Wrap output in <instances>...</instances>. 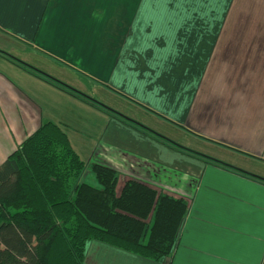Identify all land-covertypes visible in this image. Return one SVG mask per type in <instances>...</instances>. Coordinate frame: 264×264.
I'll use <instances>...</instances> for the list:
<instances>
[{"label":"crops","instance_id":"obj_1","mask_svg":"<svg viewBox=\"0 0 264 264\" xmlns=\"http://www.w3.org/2000/svg\"><path fill=\"white\" fill-rule=\"evenodd\" d=\"M3 42L40 59L0 51V164L51 121L117 193L135 179L187 201L167 256L88 240L83 264H264V176L187 144L264 164V0H0Z\"/></svg>","mask_w":264,"mask_h":264},{"label":"trees","instance_id":"obj_2","mask_svg":"<svg viewBox=\"0 0 264 264\" xmlns=\"http://www.w3.org/2000/svg\"><path fill=\"white\" fill-rule=\"evenodd\" d=\"M84 161L54 122L40 127L0 164V264H83L96 240L159 260L175 243L187 201L127 179L100 162L97 185L80 180Z\"/></svg>","mask_w":264,"mask_h":264},{"label":"rangeland","instance_id":"obj_3","mask_svg":"<svg viewBox=\"0 0 264 264\" xmlns=\"http://www.w3.org/2000/svg\"><path fill=\"white\" fill-rule=\"evenodd\" d=\"M12 46V47H10ZM0 51L2 50V53H6L8 54V56H10L11 58H15V59H40L38 57H36L34 55L33 52L30 51H26L23 47H20V45H18V43L16 42H3L0 43ZM2 53H0V59H8L6 57L8 56H4ZM64 76V75H63ZM62 82H68L69 84H74L73 82H71V79H66L65 77L61 79ZM85 84H87V82H83ZM89 85V84H88ZM87 85L86 89L84 90L85 92H87L91 98H93L94 100L98 101L100 104H104V106H107L108 108H110L109 106H112L114 108H118V109H125L127 110V105H125V103H122V101L118 98H115L108 90H104L101 88H97V85H95L94 87H89ZM84 93V94H87ZM190 144L189 146L194 148H198L201 151H205V149H208L209 154H213V156H219L222 162H226L227 164L234 166V167H238V168H244L246 170H250L252 172H255L257 174H260L261 176H264V164L254 160V159H249V158H243L240 157L239 155H227L224 154L220 151H217L218 149H209V147L207 148L204 145H199V143H187ZM85 146V145H84ZM206 152V151H205ZM82 158L85 159V161H87V158L85 156V153H81L80 154ZM90 164L91 162H86L85 163V169L83 171V175L80 177V180L83 182H87L89 184H95L98 186V183L96 182V180L93 178V175L91 173L90 170ZM166 174V182L168 185L173 186L175 189L178 188L179 184H183V185H190L192 183V179H189L188 177H179V176H172L168 170L165 172ZM186 178V179H185ZM181 188V187H180ZM180 188H178L180 190ZM177 189V190H178ZM183 191H187L185 188L182 189ZM178 192V191H177Z\"/></svg>","mask_w":264,"mask_h":264}]
</instances>
